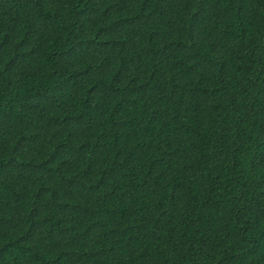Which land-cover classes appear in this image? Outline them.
Returning a JSON list of instances; mask_svg holds the SVG:
<instances>
[{"label":"trees","instance_id":"obj_1","mask_svg":"<svg viewBox=\"0 0 264 264\" xmlns=\"http://www.w3.org/2000/svg\"><path fill=\"white\" fill-rule=\"evenodd\" d=\"M0 264H264V0H0Z\"/></svg>","mask_w":264,"mask_h":264}]
</instances>
